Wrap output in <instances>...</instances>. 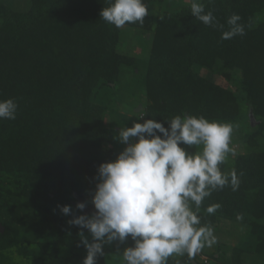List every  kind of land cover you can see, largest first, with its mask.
Here are the masks:
<instances>
[{"label":"trees","instance_id":"trees-1","mask_svg":"<svg viewBox=\"0 0 264 264\" xmlns=\"http://www.w3.org/2000/svg\"><path fill=\"white\" fill-rule=\"evenodd\" d=\"M144 2L149 8L151 1ZM203 3L224 30L233 13L251 27L244 36L222 40L221 30L198 21L190 5L158 17L149 12L142 25L126 23L152 36L141 67L147 102L138 116H145L117 115L108 125V95L121 69L138 63L119 50L120 28L100 18L107 0H30L26 10L0 4V99L13 98L18 105L15 119H0V260L16 252L26 264H83L84 230L68 222L83 214L70 204L74 193L92 203L98 166L119 154L114 137L120 128L152 118L168 127L166 119L184 114L234 128L244 122L246 152L229 154L220 165L226 174L237 172L239 188L213 191L198 215L213 230L227 220L246 229L247 238L232 249V264H244L242 253H264V148L258 141L264 128V0ZM203 69L220 74L233 89L205 77ZM216 203L221 207L208 214L206 208ZM65 204L73 210L69 215L58 207ZM83 233L90 242L88 230ZM133 245L131 237L105 244L97 264H123V249ZM177 261L202 264L187 254L170 257L168 264Z\"/></svg>","mask_w":264,"mask_h":264},{"label":"clouds","instance_id":"clouds-1","mask_svg":"<svg viewBox=\"0 0 264 264\" xmlns=\"http://www.w3.org/2000/svg\"><path fill=\"white\" fill-rule=\"evenodd\" d=\"M188 2L190 13L198 21L221 30L222 40L244 36L246 27H251L241 23L238 13H233L224 30V24L217 21L213 11L205 10L203 0ZM107 3L99 13L100 18L116 28L126 23L142 25L149 15L144 0H107ZM17 108L13 98L0 99V119H15ZM166 121L168 127L154 118L142 123L134 121L133 126L120 128L114 137L126 147L114 160L98 166L97 183L91 195L96 211L92 215H74L68 221L87 229L92 236L89 242L83 231L79 233L87 250L83 264H97V258L105 256V244L124 243L129 237L134 245L123 249V264H168L170 257L185 254L193 259L205 247L217 243L213 228L201 225L198 212L213 191L225 186L233 191L239 188L237 172L226 174L220 168L229 154L235 156L230 146L234 125L190 114ZM182 144L201 148L187 151ZM58 207L65 215L73 211L67 204ZM85 207L86 202H77V209ZM220 207L219 203L212 204L206 211L214 214ZM242 219L238 214L237 220Z\"/></svg>","mask_w":264,"mask_h":264},{"label":"rangeland","instance_id":"rangeland-1","mask_svg":"<svg viewBox=\"0 0 264 264\" xmlns=\"http://www.w3.org/2000/svg\"><path fill=\"white\" fill-rule=\"evenodd\" d=\"M151 4L149 12L153 17L160 16L165 10H178L180 7L190 5L188 0H150ZM0 4L7 6L14 10H26L30 5V0H0ZM264 12L261 13V15ZM119 50L127 56L133 57L137 60L136 67H126L121 69L120 77L116 85L113 87V91L108 95L110 97L106 100V110L103 114V123L108 125L115 119L117 115L138 117L144 104L147 102L144 89L140 85L143 71L141 67H145V62L148 59L152 36L151 32H146L141 28H134L129 26H123L119 32ZM201 73L222 86H227L233 89L231 82H227L220 74H211L207 70H201ZM105 91H100L98 96L102 95ZM99 102H103L99 100ZM116 113V115L113 114ZM143 115V113H141ZM114 117V118H113ZM241 122V121H240ZM244 123V122H243ZM238 128H234V132L230 141V146L235 150V155L238 153H244L247 150V146L244 143V138L247 137L246 127L244 124ZM259 146L264 148V128L258 136ZM108 146V145H107ZM125 147V144L120 141L117 144V152L120 153ZM201 146H198L200 151ZM231 155V154H230ZM233 156V155H231ZM96 185L97 179L93 180ZM95 186L91 189L93 193ZM85 198H90L85 192L83 193ZM75 201L74 195L70 199L72 205ZM89 215V214H87ZM85 232L86 229H83ZM90 236V242L92 236ZM214 235L217 237V243L212 247H205L196 257V261L202 264H232V249L241 244L246 238V229L237 221H222L216 230ZM9 252L6 253L8 255ZM12 256V257H11ZM8 257V258H7ZM178 257V256H173ZM241 260L244 264H264V253L253 254L245 252L241 254ZM1 264H26L25 260L21 258L16 252L12 255L6 256L3 260H0Z\"/></svg>","mask_w":264,"mask_h":264},{"label":"water","instance_id":"water-1","mask_svg":"<svg viewBox=\"0 0 264 264\" xmlns=\"http://www.w3.org/2000/svg\"><path fill=\"white\" fill-rule=\"evenodd\" d=\"M248 116H249L250 124L252 126L255 125L257 122L251 110H249ZM74 198H75V201H73L72 204L75 208H76L77 202H85L83 198L76 195L75 193H74ZM77 210L81 211L83 214H89V215H92L96 211L94 205L92 203H87V202H86V207L83 210H80V209H77ZM2 231H3V226L0 224V232Z\"/></svg>","mask_w":264,"mask_h":264}]
</instances>
